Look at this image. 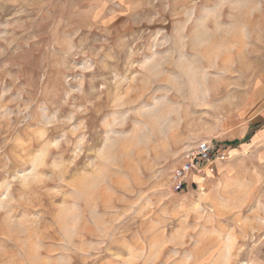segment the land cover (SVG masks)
I'll list each match as a JSON object with an SVG mask.
<instances>
[{
  "label": "rangeland",
  "instance_id": "obj_1",
  "mask_svg": "<svg viewBox=\"0 0 264 264\" xmlns=\"http://www.w3.org/2000/svg\"><path fill=\"white\" fill-rule=\"evenodd\" d=\"M263 87L264 0H0V264H264Z\"/></svg>",
  "mask_w": 264,
  "mask_h": 264
},
{
  "label": "built area",
  "instance_id": "obj_2",
  "mask_svg": "<svg viewBox=\"0 0 264 264\" xmlns=\"http://www.w3.org/2000/svg\"><path fill=\"white\" fill-rule=\"evenodd\" d=\"M215 148L207 140H199L194 147L185 152L182 163L176 167L172 174V184L175 190H181L193 177L205 179V175L214 170V161L219 157L214 155Z\"/></svg>",
  "mask_w": 264,
  "mask_h": 264
},
{
  "label": "crops",
  "instance_id": "obj_3",
  "mask_svg": "<svg viewBox=\"0 0 264 264\" xmlns=\"http://www.w3.org/2000/svg\"><path fill=\"white\" fill-rule=\"evenodd\" d=\"M263 89H264V87H263ZM259 95H260V97H258V95L252 97V99L250 101H247V103L244 106V114L248 115L249 118L256 116V114L259 113V111H256V110H258L259 106L264 107V98L262 99L261 98L262 95L261 94H259Z\"/></svg>",
  "mask_w": 264,
  "mask_h": 264
},
{
  "label": "trees",
  "instance_id": "obj_4",
  "mask_svg": "<svg viewBox=\"0 0 264 264\" xmlns=\"http://www.w3.org/2000/svg\"><path fill=\"white\" fill-rule=\"evenodd\" d=\"M184 189V188H183ZM183 189H181V190H183Z\"/></svg>",
  "mask_w": 264,
  "mask_h": 264
}]
</instances>
